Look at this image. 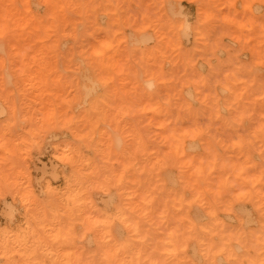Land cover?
I'll list each match as a JSON object with an SVG mask.
<instances>
[{
  "label": "rangeland",
  "instance_id": "rangeland-1",
  "mask_svg": "<svg viewBox=\"0 0 264 264\" xmlns=\"http://www.w3.org/2000/svg\"><path fill=\"white\" fill-rule=\"evenodd\" d=\"M0 17V234L33 227L43 264L69 263L73 245L101 259L84 200L109 199L137 226L116 223L121 237L172 263L184 197L264 254V0H0ZM170 131L191 149L175 155ZM239 204L243 230L223 215Z\"/></svg>",
  "mask_w": 264,
  "mask_h": 264
},
{
  "label": "bare ground",
  "instance_id": "bare-ground-1",
  "mask_svg": "<svg viewBox=\"0 0 264 264\" xmlns=\"http://www.w3.org/2000/svg\"><path fill=\"white\" fill-rule=\"evenodd\" d=\"M113 1H115V0H113ZM129 10L132 11L131 9H129ZM256 13H257V11H256ZM174 14H176V13H174ZM153 15H154V13H153ZM150 17H152V16H150ZM238 17H240V16H238ZM185 18H186V15H185ZM78 24H80V23H78ZM188 26H190L188 20H184V22H182V23H180V25H178L179 31L182 32L181 33V37H182V34L183 33H186V30H187L186 28H188ZM136 39H137L136 40V43H138V44L145 43L146 42V40L144 38H142L141 36L140 37H137ZM103 40L106 41V39H103ZM254 42H256V41H254ZM106 43H109V42L106 41ZM102 45H103V42H102ZM151 61H153V59ZM154 62H155V60H154ZM6 64H8V63H6ZM124 71H125V69H124ZM4 74H5V71H4ZM139 76L141 77V75H139ZM79 77H80V75H79ZM132 80H133V78H132ZM146 81H148V80H146ZM146 81H143L142 82L143 85L145 84L144 82H146ZM134 83H136V82H134ZM145 87H146V85H145ZM150 88H153V87H150ZM220 90H222V89H220ZM16 101H18V100L16 99ZM153 110L154 111L155 110H159V107L156 106ZM161 118H162V116H161ZM165 121L167 122L168 120H165ZM165 128H167V127H165ZM171 128H172V126H171ZM171 130H173V129H171ZM171 132L172 131L169 132L170 133V138H171L170 140L172 141L171 142L172 143V149H173V152L175 153V155L176 154L179 155L181 152H184L187 149H191L190 145L192 143L191 144L189 143L190 145L185 144V143H188V141L185 139L186 138V133H183L182 134V133H176V132H172L171 133ZM167 133H168V129H167ZM48 138H50V137H48ZM120 140H121V138H120ZM185 141H187V142H185ZM118 142H119V140H118ZM228 148H230V147H228ZM219 151H221V150H219ZM200 171H201L200 168L198 166H196L195 167V172L196 173H199ZM167 172H169V171H167ZM196 173H193V174L195 175ZM49 177H51V176L49 175ZM168 177H169V175H168ZM173 178H172V175H171V177L170 178H167L166 180H169V184H172L173 185V184H175L174 183L175 182L174 181L175 178L174 179ZM49 184H51V182H49ZM145 185H146V183H145ZM166 186H169V185H166ZM65 188H66V186H65ZM242 190H244V189H242ZM69 193L71 194V196L73 198H78L80 196V194L74 188L72 189V191H69ZM112 199H113V197L112 198L110 197V200L111 201H112ZM74 200H76V199H74ZM106 202L107 203H104L103 202L104 205L102 204L101 207H97V205L95 203V199H94V201L92 199H90V198H88V200H84V203L89 207V209L91 210V213H92L91 216H88L87 217L90 225L91 226L92 225L93 226L98 225L100 227V233L97 236H99V238L102 237L100 239H102V242L101 243L103 244V247H104V256H103V258H101V259H99V258L98 259H95L94 257L96 255H98V252L96 251V249H89V245L88 244L86 245L85 244V241H84V244H85L84 245V249H82L81 251H79L78 249H76V246L73 245L72 246V249H71V252L68 253V254H66V261L69 262L67 264H110V263H113V264H160L157 261L153 260L152 258L147 257L139 249L134 248L133 245L131 244V242L128 239L121 237V234L123 232L121 231V228H119L117 226V224L119 226L121 225V227H123V228L125 227L129 231H131V230L134 229V232H136L137 226L136 225L134 226V224H132V221L130 220V218L128 217V215L125 213L124 209L122 208V206L120 204H116L115 205V203L109 202V199ZM178 203L185 210L183 218H184V220H185V222L187 224V235H183L182 237L180 236L181 238H178L177 235H175V234H173V232H171L167 236L166 243H167L168 247H167L166 254L168 256H173L174 257V262L171 263L170 261H166L165 263H162V264H224L225 263L224 261H226L227 264H258L259 261H261L259 264H263L264 263V258H260L261 255H263V257H264V254H262L263 252L257 254V256H258L257 259L254 260V259L251 258L252 257V254H251V250L247 246L248 243L246 244V242L242 238V233L243 232H241V233L239 232L237 236L226 233V230H225V228L222 225V221L220 220V216H219V213H218L217 210H215L214 208H209L206 211V214H207L206 216L208 217V219L210 221L209 223H207V222L202 221V215L199 212H197L199 209L197 210V208L195 207V209L197 211L194 210V206L193 205H196V204H193V203L191 204L188 201L186 203L184 197H181V199L178 201ZM244 206H242L241 204H239V205H229L228 207L225 208V211L223 213V215L225 216V218L226 217H231V216L235 217L236 220L239 223V226H240L239 229H241V230H243L244 227L247 226L248 224L252 223V220H253L252 214H251L250 210L247 209L246 206H245L246 208ZM12 211H13V209H12ZM4 214L5 213H3V215ZM11 215H13V214H11ZM6 216H10V215H7L6 214ZM4 219H5V217H4ZM21 220H22V218H21ZM8 223H11V220H10V222L8 220ZM49 226H50V224H49ZM52 226H54V225H52ZM18 228L19 229H17L16 231H11L13 229L4 230L3 233L0 234V250L2 251V256L5 257L3 260H1L2 262L0 264H43V263H41L38 260V258L36 256V253H35L36 243L37 244H40V242H39L40 240H37L36 239L37 236L35 235V232H36L35 229L33 227H31L30 225H28V224L27 225L25 224V226L23 225V226H20ZM49 228H51V227H49ZM50 230H52V229H50ZM61 232H62V230H61ZM66 234L68 236H70V237L72 236V230H71V228H68V232H66ZM9 239H11V241H12V243H13L14 246H11L10 245ZM75 240H77V239H75ZM85 240H88V239H85ZM86 242H88V241H86ZM91 246H93V245H91ZM39 249H40V247H39ZM43 249H45V248L43 247ZM111 250H113L114 253ZM13 251H16L19 256L18 257H15V258L14 257H11L12 256L11 253ZM44 252H45V250H44ZM46 252H47V250H46ZM255 253H256V251H255ZM13 255H15V254H13ZM63 258H64V256H63ZM158 260H159V257H158Z\"/></svg>",
  "mask_w": 264,
  "mask_h": 264
}]
</instances>
